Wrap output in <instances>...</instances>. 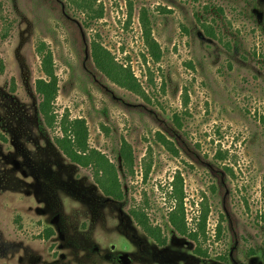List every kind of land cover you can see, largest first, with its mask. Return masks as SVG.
<instances>
[{
	"label": "rangeland",
	"instance_id": "374dc122",
	"mask_svg": "<svg viewBox=\"0 0 264 264\" xmlns=\"http://www.w3.org/2000/svg\"><path fill=\"white\" fill-rule=\"evenodd\" d=\"M95 8L101 17L74 0H0V264H264V0ZM94 43L135 75L139 92L96 66ZM41 45L53 55L58 118L85 119L89 146L116 166L122 201L60 150V127L40 114ZM176 172L189 227L207 212V256L168 222ZM133 206H144L166 245L146 235Z\"/></svg>",
	"mask_w": 264,
	"mask_h": 264
},
{
	"label": "trees",
	"instance_id": "16d2710c",
	"mask_svg": "<svg viewBox=\"0 0 264 264\" xmlns=\"http://www.w3.org/2000/svg\"><path fill=\"white\" fill-rule=\"evenodd\" d=\"M76 4L92 17H101L103 9H96L97 0H74ZM143 27V38L148 48V53L154 60L161 58L159 43L152 34V27L149 16L146 12L141 17ZM42 57V71L45 77L36 81V90L41 96L39 112L46 124L54 128L58 124L63 135L56 138V144L60 150L74 163L93 170V178L101 190L109 197L122 201L125 198V191L122 188L116 166L101 151L91 148L88 144V127L85 119H71L63 115L60 119L54 109L55 100L58 94V77L55 72V65L52 52L45 50L41 45L38 48ZM93 59L96 66L110 77L115 83L132 91L139 92L140 86L135 75L119 65L110 51L99 43L93 45ZM2 69V67H1ZM171 144V142H169ZM169 148H171L169 146ZM173 149V148H172ZM125 165L132 167L133 151L128 143L123 144L120 151ZM149 169L145 171L147 178ZM169 198L172 200V208L168 212V222L181 235H185L197 242L194 249L198 255L207 256L208 253L202 248L200 237L207 233V212L202 210L196 228L189 227L186 217L184 179L180 172H176L170 183ZM130 214L142 230L158 243L160 246L167 244V237L161 227L151 222L144 206H133Z\"/></svg>",
	"mask_w": 264,
	"mask_h": 264
}]
</instances>
